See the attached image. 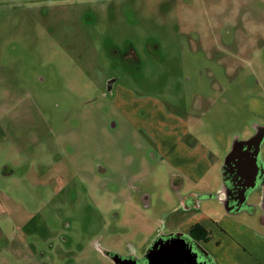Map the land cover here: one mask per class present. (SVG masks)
<instances>
[{
    "label": "rangeland",
    "instance_id": "1",
    "mask_svg": "<svg viewBox=\"0 0 264 264\" xmlns=\"http://www.w3.org/2000/svg\"><path fill=\"white\" fill-rule=\"evenodd\" d=\"M164 118L220 181L264 128V0H0V264H112L217 211L158 151Z\"/></svg>",
    "mask_w": 264,
    "mask_h": 264
},
{
    "label": "flooded vegetation",
    "instance_id": "2",
    "mask_svg": "<svg viewBox=\"0 0 264 264\" xmlns=\"http://www.w3.org/2000/svg\"><path fill=\"white\" fill-rule=\"evenodd\" d=\"M241 142V141H236ZM235 142V143H236ZM244 144L236 145L226 156L218 169L220 181L218 190L209 195H198L197 201H214L216 205L228 213L246 212L249 215H259V222H264V128H258L254 135L248 138ZM241 142V143H242ZM195 198L190 195L182 200L184 211L195 207ZM193 226L176 227L173 231L162 232L153 236L147 249L142 254L134 252L112 253L106 252L105 256L112 264H151V254H161L171 245H182L190 250V259L183 260L182 264H215L213 259L204 249V242L195 239L200 237V229L192 230ZM193 233H192V231ZM205 230V229H204ZM208 231V230H206ZM209 232V231H208ZM210 233V232H209ZM211 238V233H210ZM209 242V241H208ZM186 257V255H184Z\"/></svg>",
    "mask_w": 264,
    "mask_h": 264
},
{
    "label": "crops",
    "instance_id": "3",
    "mask_svg": "<svg viewBox=\"0 0 264 264\" xmlns=\"http://www.w3.org/2000/svg\"><path fill=\"white\" fill-rule=\"evenodd\" d=\"M134 103L135 102H132V105ZM130 114H132V111H130ZM166 120L168 119L164 118L161 120L162 124L148 125V129L150 130L149 133H152V135H150L154 138L158 151L166 156H170L171 154L178 156V154L175 153V149L177 146H182L186 154L181 156V158L185 160H171L168 163L175 166L179 172L183 173L187 182L194 185V189H191V193L193 190H195L196 193L198 192V195L215 193L219 188L218 180L214 178V180L210 181V178H208L211 164L209 165L207 151L205 150V152H202L201 149L203 147L201 144L199 145L197 141L196 144L190 147L187 144L185 145L181 140V138H186L185 136L189 135L190 129L187 123L181 122L176 118H171L170 121ZM138 126L141 127L140 124H138ZM163 130L166 132H162ZM177 132L180 133V136L175 134ZM160 135H164L165 137ZM174 137L175 140L173 144H171ZM168 140L170 143H168ZM200 152L201 154H199ZM186 161H188V163L183 164ZM199 165H203L205 169L199 176H196L194 171ZM207 180L210 181V184L208 186L207 183V186L204 187L203 183ZM216 207L217 211L211 208L206 210L205 214L209 216L201 212L194 213L177 227L200 225L204 227L205 230H208L211 233V238L209 242L204 244V249L215 264H264V227H241L238 219L240 216L254 217V215H249L243 211L234 214L228 213L220 206L218 208V205H216Z\"/></svg>",
    "mask_w": 264,
    "mask_h": 264
},
{
    "label": "water",
    "instance_id": "4",
    "mask_svg": "<svg viewBox=\"0 0 264 264\" xmlns=\"http://www.w3.org/2000/svg\"><path fill=\"white\" fill-rule=\"evenodd\" d=\"M246 142H236L233 145L232 151L235 150L236 145L244 144ZM156 249L152 250L151 264H182L183 260L190 259V250H187L182 245H171L167 246L161 254H158ZM186 255V257L184 256ZM192 259V258H191Z\"/></svg>",
    "mask_w": 264,
    "mask_h": 264
},
{
    "label": "trees",
    "instance_id": "5",
    "mask_svg": "<svg viewBox=\"0 0 264 264\" xmlns=\"http://www.w3.org/2000/svg\"><path fill=\"white\" fill-rule=\"evenodd\" d=\"M200 228H201L200 226L195 225V226H193L192 230H196V229H200ZM200 231H201L200 237L199 238L198 237H194V238L198 239V240H202L204 242H208L210 240V233L208 231L204 230V229H200ZM192 233H193V231H192Z\"/></svg>",
    "mask_w": 264,
    "mask_h": 264
}]
</instances>
